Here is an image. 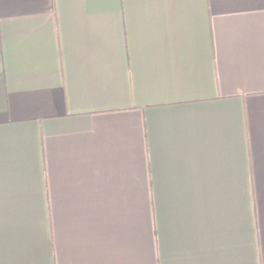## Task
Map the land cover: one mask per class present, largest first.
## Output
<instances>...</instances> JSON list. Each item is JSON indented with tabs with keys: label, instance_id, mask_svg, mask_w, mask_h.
<instances>
[{
	"label": "crops",
	"instance_id": "0c3cea01",
	"mask_svg": "<svg viewBox=\"0 0 264 264\" xmlns=\"http://www.w3.org/2000/svg\"><path fill=\"white\" fill-rule=\"evenodd\" d=\"M0 264H264V0H0Z\"/></svg>",
	"mask_w": 264,
	"mask_h": 264
}]
</instances>
